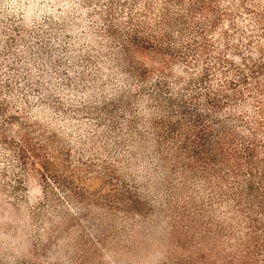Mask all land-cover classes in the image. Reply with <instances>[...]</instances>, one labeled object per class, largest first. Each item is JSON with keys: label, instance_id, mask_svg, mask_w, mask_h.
<instances>
[{"label": "rangeland", "instance_id": "1", "mask_svg": "<svg viewBox=\"0 0 264 264\" xmlns=\"http://www.w3.org/2000/svg\"><path fill=\"white\" fill-rule=\"evenodd\" d=\"M0 264H264V0H0Z\"/></svg>", "mask_w": 264, "mask_h": 264}]
</instances>
